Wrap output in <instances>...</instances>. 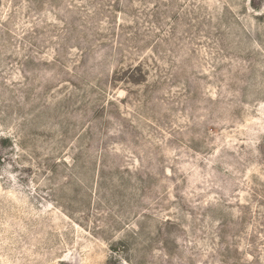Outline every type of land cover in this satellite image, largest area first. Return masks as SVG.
I'll return each instance as SVG.
<instances>
[{"label":"rangeland","instance_id":"1","mask_svg":"<svg viewBox=\"0 0 264 264\" xmlns=\"http://www.w3.org/2000/svg\"><path fill=\"white\" fill-rule=\"evenodd\" d=\"M0 264H264V0H0Z\"/></svg>","mask_w":264,"mask_h":264}]
</instances>
